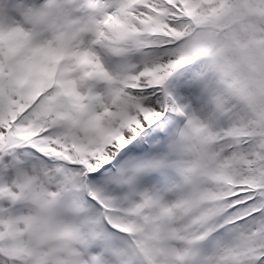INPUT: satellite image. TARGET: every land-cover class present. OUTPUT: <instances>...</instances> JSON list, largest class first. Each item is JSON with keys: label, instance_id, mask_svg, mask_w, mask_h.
Wrapping results in <instances>:
<instances>
[{"label": "snow or ice", "instance_id": "obj_1", "mask_svg": "<svg viewBox=\"0 0 264 264\" xmlns=\"http://www.w3.org/2000/svg\"><path fill=\"white\" fill-rule=\"evenodd\" d=\"M0 264H264V0H0Z\"/></svg>", "mask_w": 264, "mask_h": 264}]
</instances>
